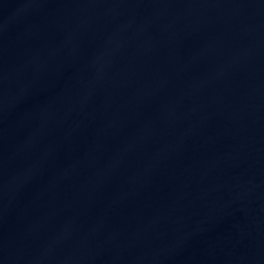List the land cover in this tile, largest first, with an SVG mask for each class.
Masks as SVG:
<instances>
[{
  "label": "water",
  "instance_id": "obj_1",
  "mask_svg": "<svg viewBox=\"0 0 264 264\" xmlns=\"http://www.w3.org/2000/svg\"><path fill=\"white\" fill-rule=\"evenodd\" d=\"M0 264H264V0H0Z\"/></svg>",
  "mask_w": 264,
  "mask_h": 264
}]
</instances>
